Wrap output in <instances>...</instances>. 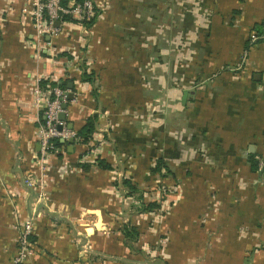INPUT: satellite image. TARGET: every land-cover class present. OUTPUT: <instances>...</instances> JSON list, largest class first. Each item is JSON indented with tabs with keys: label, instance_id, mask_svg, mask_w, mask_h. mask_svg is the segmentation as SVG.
<instances>
[{
	"label": "rangeland",
	"instance_id": "1",
	"mask_svg": "<svg viewBox=\"0 0 264 264\" xmlns=\"http://www.w3.org/2000/svg\"><path fill=\"white\" fill-rule=\"evenodd\" d=\"M197 2L69 0L63 8L58 0H0V70L30 62L13 61L10 51L20 45L34 61L20 70L18 86L33 104L44 107L43 93L69 79L74 89L63 88L76 102L63 109L76 110L66 125L78 131L95 118L88 140L58 151L33 144L31 157L17 147L0 158V192L22 194L7 196L16 210L9 264L22 247L34 250L23 264L36 253L49 264H214L207 260L220 253L215 234L190 210L191 100L218 75L205 68L211 12ZM44 64L49 71L31 75ZM7 124L0 114V127ZM207 218L203 210L198 222Z\"/></svg>",
	"mask_w": 264,
	"mask_h": 264
},
{
	"label": "crops",
	"instance_id": "2",
	"mask_svg": "<svg viewBox=\"0 0 264 264\" xmlns=\"http://www.w3.org/2000/svg\"><path fill=\"white\" fill-rule=\"evenodd\" d=\"M204 5L211 12V33L207 34L213 41L212 47L206 46L210 60L205 68L218 75L213 74L191 100L197 135L193 136L196 149L190 167L194 193L190 210L196 225L215 234L214 245L220 249L207 262L264 264V0H204ZM6 40L17 39L6 36ZM10 52L14 62L22 56L30 62L23 68L12 65L0 70V114L8 123L6 129L0 127V158L17 147L31 157L30 145L37 152L42 150L37 136L41 107L18 84L21 71L31 68L34 60L20 45ZM42 68L49 71L44 64L31 75ZM74 86L69 83V88ZM197 103L205 109L200 111ZM75 110H67V118ZM7 196L0 192V264H9L14 252L7 242L16 212L11 199H22L20 193L10 195L11 199ZM203 210L208 211L205 224L198 222ZM89 231L94 230L90 227ZM47 259L45 253H36L30 261L49 264Z\"/></svg>",
	"mask_w": 264,
	"mask_h": 264
},
{
	"label": "built area",
	"instance_id": "3",
	"mask_svg": "<svg viewBox=\"0 0 264 264\" xmlns=\"http://www.w3.org/2000/svg\"><path fill=\"white\" fill-rule=\"evenodd\" d=\"M59 2L61 0H58ZM86 4V2H85ZM89 6H91V1L89 2ZM64 8V6H62ZM60 8V7H59ZM63 9H59L58 13L62 14ZM70 89H65L60 85H53V87L49 88L44 94V98L46 99V105L41 107V112L44 116V121L41 123V127L39 129V139L42 151L46 150H60V148H55L53 143L54 139H61L64 142L69 141L71 138L74 139L77 136V131L75 129L69 128L66 125V120L61 119V114L65 111L63 109V105L67 101H72L70 99ZM39 95L38 99H42ZM43 106V105H42ZM264 164V162H263ZM31 232L30 226L28 227L27 233L24 234L22 239V244L27 242L26 238L28 237L29 233ZM29 243V242H28ZM29 245H31L29 243ZM20 256L16 260L14 264L24 263L25 259L31 255L34 250L28 249L19 250Z\"/></svg>",
	"mask_w": 264,
	"mask_h": 264
},
{
	"label": "trees",
	"instance_id": "4",
	"mask_svg": "<svg viewBox=\"0 0 264 264\" xmlns=\"http://www.w3.org/2000/svg\"><path fill=\"white\" fill-rule=\"evenodd\" d=\"M68 1L69 0H61V5L64 7L68 6ZM93 22H95V20L91 21L90 23H93ZM70 82H71V80L66 79L62 82V86L65 88L69 87ZM52 85H55V83L53 82ZM72 89H74V87ZM40 121H44V116L42 113H41ZM75 127L78 129L77 136L75 137V139L77 140V138H83L85 140H88L90 135L94 131V127H95L94 115L89 116L87 118V120L85 121V123L80 124V125H76ZM53 143L55 145V148H60V149H62L64 147L68 148V145H66V142L62 141L61 139H54ZM68 143H69V141H68ZM101 166H103V168H108V169L110 168L109 163H107L103 159H101ZM86 168H88V167H86ZM127 182L131 185V183L129 181H127ZM132 188H133V186H132ZM134 230H135V234H138V230L136 229V227L134 228ZM126 236H131V235H129L128 230L126 231Z\"/></svg>",
	"mask_w": 264,
	"mask_h": 264
},
{
	"label": "water",
	"instance_id": "5",
	"mask_svg": "<svg viewBox=\"0 0 264 264\" xmlns=\"http://www.w3.org/2000/svg\"><path fill=\"white\" fill-rule=\"evenodd\" d=\"M72 97H73V94H70V99H71ZM63 106H64V108H67V104H65V103H64ZM66 116H67L66 113L63 112V113L61 114L60 117H61V119H66ZM69 141H70L71 143H73V142H74V139H70Z\"/></svg>",
	"mask_w": 264,
	"mask_h": 264
}]
</instances>
